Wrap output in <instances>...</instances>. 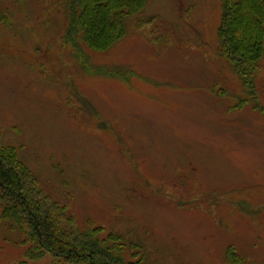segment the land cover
<instances>
[{
    "label": "rangeland",
    "instance_id": "374dc122",
    "mask_svg": "<svg viewBox=\"0 0 264 264\" xmlns=\"http://www.w3.org/2000/svg\"><path fill=\"white\" fill-rule=\"evenodd\" d=\"M221 16V0H149L103 54L67 45L61 0H0V145L146 264H264V58L254 101ZM30 246L0 222V264H66Z\"/></svg>",
    "mask_w": 264,
    "mask_h": 264
},
{
    "label": "trees",
    "instance_id": "16d2710c",
    "mask_svg": "<svg viewBox=\"0 0 264 264\" xmlns=\"http://www.w3.org/2000/svg\"><path fill=\"white\" fill-rule=\"evenodd\" d=\"M61 1L67 17V45L79 50L83 45L103 54L126 38L129 21L140 17L149 5V0ZM221 10L220 54L256 101L255 80L264 58V0H221ZM0 207V222L12 230L18 227L29 237V261L50 254L66 264H146L138 246L123 236L115 232L105 236L101 227L81 228L67 206L46 194L16 150L1 145ZM229 259L231 264H243L237 253L229 254Z\"/></svg>",
    "mask_w": 264,
    "mask_h": 264
}]
</instances>
